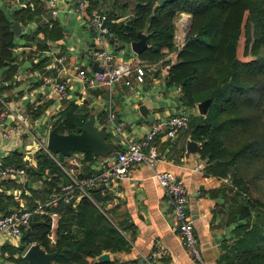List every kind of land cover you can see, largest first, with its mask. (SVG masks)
Here are the masks:
<instances>
[{
  "label": "crops",
  "instance_id": "obj_1",
  "mask_svg": "<svg viewBox=\"0 0 264 264\" xmlns=\"http://www.w3.org/2000/svg\"><path fill=\"white\" fill-rule=\"evenodd\" d=\"M57 1L60 11L77 12V36L64 29L57 15L51 27L38 24L42 22L41 15L47 14L46 0H34L40 10L32 16H28V0H0L2 15L23 26L18 32L12 30L10 54L4 57L7 63L0 64V94L10 107V112L0 123V164H18L27 168L24 175L18 177L0 176V214L14 208L32 207L42 201L41 194L46 190L50 194L66 180V175L63 177L60 171L58 173L56 166L38 161L37 156H43V153L53 160L41 145L46 142L52 126L61 132L79 131L83 121L92 117V123L101 130L102 140L108 143L109 151L94 153L72 150L66 155L54 153L64 165H73L77 171L89 173L99 172L103 163L112 161L117 150L142 136L153 120L182 109L190 111L189 118L206 111L199 112L197 103L200 100L186 104L181 98V86L167 82L169 69L164 65L171 52L158 60L140 59L130 48L129 40L98 42L93 38V29L78 11L75 0ZM106 2L98 0L94 7H90L87 0L85 10L105 8ZM109 4L114 13L108 17L109 21L124 22L133 12L134 0H110ZM128 4L130 10L127 9ZM19 8H22V17L16 19ZM177 15L174 26L182 32L188 12L182 11ZM174 37L177 38L175 27ZM99 48L112 54L108 65H127L130 67L129 73L109 85L89 84L81 78L80 71H93L94 61L101 67L105 65L102 59L93 56L92 51ZM34 49L38 51V56L32 59ZM58 56L61 57L60 61L56 60ZM135 64L144 67L141 81L135 79ZM47 77L65 80L69 95H55L46 81ZM125 79L129 80L128 84L124 82ZM141 105L145 112L140 110ZM16 114L23 117L26 128L19 123L22 132L3 136L1 131L17 122ZM185 127L171 138L164 135L154 137L152 144L157 150L154 166L139 163L131 167L128 177L100 183L92 189L95 199L119 227L124 238V246L113 250L102 248L96 260H104L99 255L106 253L107 259L124 263L135 260L138 264H146L148 253L161 246L167 253L155 257V264H226L220 259L222 244L234 238L232 228L243 218L238 216L237 202L231 198L232 189L228 187L227 175L220 176L206 170L207 162L200 151V138L191 130L190 124ZM158 170L179 177L188 191L187 210L197 238L200 263L186 253L178 240L173 224L171 196L159 183L155 175ZM78 201L79 196H75L71 206L76 208ZM48 210L50 216L46 235L51 244L55 241L62 215L55 207ZM42 217L41 214L34 215L28 225L43 220ZM71 228L75 230L74 224ZM32 243L37 242L31 240L24 244L22 234L12 237L0 233V264H15V258L21 256L24 248ZM38 246L55 255V250H47L40 244Z\"/></svg>",
  "mask_w": 264,
  "mask_h": 264
},
{
  "label": "trees",
  "instance_id": "obj_2",
  "mask_svg": "<svg viewBox=\"0 0 264 264\" xmlns=\"http://www.w3.org/2000/svg\"><path fill=\"white\" fill-rule=\"evenodd\" d=\"M97 1L88 0V4L94 7ZM26 8L28 16L40 10L36 5ZM20 10H16V19L22 17ZM105 11L108 17L114 14L110 8ZM182 11L189 13L191 26L169 66L167 82L181 86L186 104L209 99L205 113L190 116L188 125L200 138L206 170L227 175L231 198L243 218L232 228L234 238L222 244L220 259L226 264H264V0H134L126 21L108 19L107 24L118 41H131L137 38L138 30L143 31L146 46L137 56L158 60L175 48L174 20ZM10 23L0 11V64L7 63L4 57L10 54ZM38 24L45 25L41 21ZM238 43L243 56L235 53ZM223 47L231 51L230 55L220 53ZM37 157L39 162L58 168L45 153ZM91 193L95 199L94 191ZM50 194L48 190L41 194L42 201ZM71 201L55 207L62 217L53 243L46 244L47 214L23 228L22 242L34 240L47 250H55L53 264H138L135 260H96L102 248L124 246L123 235L88 197L80 196L76 208ZM15 264L32 263L21 255Z\"/></svg>",
  "mask_w": 264,
  "mask_h": 264
},
{
  "label": "built area",
  "instance_id": "obj_3",
  "mask_svg": "<svg viewBox=\"0 0 264 264\" xmlns=\"http://www.w3.org/2000/svg\"><path fill=\"white\" fill-rule=\"evenodd\" d=\"M46 3L47 14L41 15L42 22L47 27H51L59 10V3L57 0H46ZM26 4L32 9L35 6L34 0H28ZM86 4L87 0H76L78 11L82 13L85 22L93 29V38L98 42L103 40H110L114 43L118 42L116 35L107 24L108 18L106 19L105 15L98 9L86 11ZM92 52L93 56L102 59L105 65L101 70H93L89 73L79 72V76L84 78L89 84L109 85L113 80L129 73L130 67L127 65H108L112 59V54L105 49H94ZM169 54L173 55V57L170 55L169 57L167 56L168 62L164 65L166 69H169L170 63L172 61L174 62L176 58V52ZM36 56H38V51L34 49L31 52V57L34 59ZM56 60L60 61L61 57H56ZM133 69L135 79L141 81L144 74L143 65L135 64ZM46 81L50 84V89L55 95L61 97H67L69 95L68 85L65 80L47 77ZM124 82L128 84L129 80L125 79ZM9 112L10 107L8 101L0 94V123ZM189 114V110L182 109L153 120L142 136L128 142L125 147L117 150L112 161L103 163L102 169L99 172L82 173L77 171L73 165L66 166L55 157L54 153L46 147L45 143L41 144L51 155L55 164L64 171L66 180L62 181L58 188L51 192L46 200L39 201L32 207L14 208L6 213L0 214V233H5L12 237H19L23 228L29 224L34 215L47 214L50 216V211L47 207H56L60 202L68 203L75 196H85L95 202L91 190L100 183H107L112 180L128 177L131 172V167L142 162L154 166L157 159V150L152 144L154 137L156 135H164L169 138L174 137L187 125ZM15 117L17 122L1 131L3 136L22 132V129L18 127L20 124L26 128L23 117L20 114H16ZM24 173L25 169L22 166L0 164V176L18 177L24 175ZM155 175L164 190L171 196L170 202L173 224L180 244L193 260L200 263L201 256L192 218L187 210L188 191L184 183L179 177L165 170H158ZM166 253L167 250L164 247L158 246L148 253L146 264H155V257Z\"/></svg>",
  "mask_w": 264,
  "mask_h": 264
},
{
  "label": "water",
  "instance_id": "obj_4",
  "mask_svg": "<svg viewBox=\"0 0 264 264\" xmlns=\"http://www.w3.org/2000/svg\"><path fill=\"white\" fill-rule=\"evenodd\" d=\"M162 0H156V3H160ZM76 0L74 1V3ZM152 16L150 13L146 20L149 21ZM191 25V17H189V21L183 27V35L184 38L186 33ZM10 27L14 32H18L23 29V26L20 25L16 20H13L10 23ZM137 38L130 41V48L135 52L139 53L146 46V34L138 30L136 32ZM93 70H101L102 67L98 65L97 61L92 63ZM209 102V99H202L197 103V107L199 112L203 113L206 109V105ZM142 112L144 111V106L139 107ZM45 145L48 149H50L53 153H61V154H69L72 150L79 151H91L94 153H106L109 151L108 143L102 140V132L99 129H96L92 123V117H87L79 131H69V132H61L57 129L56 126H52L46 137ZM32 221L29 222V224ZM20 248L23 249V246L20 245ZM23 257H25L32 264H51V260L54 256L53 252H45L42 248L38 246L37 243L29 244L26 248H24ZM106 253H101L99 255L100 259H107Z\"/></svg>",
  "mask_w": 264,
  "mask_h": 264
},
{
  "label": "rangeland",
  "instance_id": "obj_5",
  "mask_svg": "<svg viewBox=\"0 0 264 264\" xmlns=\"http://www.w3.org/2000/svg\"><path fill=\"white\" fill-rule=\"evenodd\" d=\"M110 0H107L105 8H97L98 10H100L106 17V19L108 18V15L106 14L105 9H108L110 7L109 4ZM132 3V1H130V4ZM130 4L127 5V9H129ZM60 6V4H58V7ZM60 9V7H59ZM75 13L74 11H69L68 13H64L63 11H58L57 13V19L60 20V22L62 23L64 29L69 32L71 35L77 36L79 34V30H77V25L79 24V20L75 18ZM178 16V15H177ZM175 16V18L177 17ZM189 13L187 15V19L184 21V26L186 28V24L189 21ZM109 19V18H108ZM175 21V20H174ZM191 26V25H190ZM183 27V26H182ZM28 27L26 26L25 29H27ZM176 31H177V38L174 37V41H175V48H173L172 50H170L169 52L171 53H175L177 52V50L181 47L182 43H183V30L182 32H180V30L178 29L177 26H175ZM190 28V27H189ZM180 32V33H179ZM239 39L242 40V36L239 37ZM243 48L241 43H238L237 48L235 47V53H237L239 56H243ZM220 53H222L223 55H230L231 51L227 48V47H223L221 48ZM234 53V50L232 52V54ZM176 57V56H175ZM188 127V123L186 125ZM186 128V127H184ZM58 167V166H57ZM58 169H60L61 174L63 175V177H65V173L64 171L58 167ZM59 173V172H58ZM95 200V199H94ZM94 204L103 212V214L111 221V218L109 217V214L104 210V208L102 207V205H100V203L97 202V200H95ZM112 222V221H111ZM113 223V222H112ZM114 224V223H113ZM46 237L48 238L49 241V237L46 235ZM46 238V239H47ZM49 242H46V244ZM49 245V244H48ZM23 253V252H22ZM51 263H53V258L51 260Z\"/></svg>",
  "mask_w": 264,
  "mask_h": 264
}]
</instances>
